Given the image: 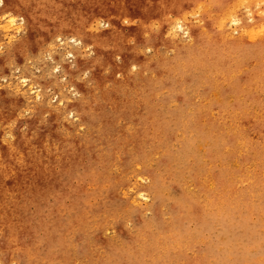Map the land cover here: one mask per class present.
Returning a JSON list of instances; mask_svg holds the SVG:
<instances>
[{"label":"rangeland","instance_id":"rangeland-1","mask_svg":"<svg viewBox=\"0 0 264 264\" xmlns=\"http://www.w3.org/2000/svg\"><path fill=\"white\" fill-rule=\"evenodd\" d=\"M0 1V264H264V0Z\"/></svg>","mask_w":264,"mask_h":264},{"label":"bare ground","instance_id":"bare-ground-1","mask_svg":"<svg viewBox=\"0 0 264 264\" xmlns=\"http://www.w3.org/2000/svg\"><path fill=\"white\" fill-rule=\"evenodd\" d=\"M0 6H2V2L0 1ZM229 7V6H228ZM185 13V12H184ZM186 14V13H185ZM179 20V19H178ZM184 21V20H183ZM181 22V21H180ZM178 23V22H177ZM176 24V23H175ZM255 25V24H254ZM173 26V25H172ZM4 27V26H3ZM178 27L181 29L182 28V30L184 29L179 23H178ZM174 28H176V27H174ZM184 31H185V33H186V29H184ZM188 34V33H187ZM209 36V35H208ZM72 41V40H71ZM172 41V40H171ZM76 43V42H75ZM182 44V43H181ZM70 55V54H69ZM223 77V76H222ZM216 93V92H215ZM213 97V96H212ZM207 99V98H206ZM235 112V111H234ZM225 116V115H224ZM233 118V117H232ZM213 119V118H212ZM224 127V126H223ZM253 154V153H252ZM253 163V162H252ZM246 174V173H245ZM209 184V183H208ZM209 201V200H208Z\"/></svg>","mask_w":264,"mask_h":264}]
</instances>
